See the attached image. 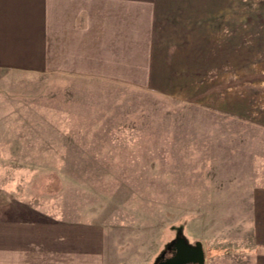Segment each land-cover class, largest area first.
<instances>
[{
  "label": "rangeland",
  "instance_id": "1",
  "mask_svg": "<svg viewBox=\"0 0 264 264\" xmlns=\"http://www.w3.org/2000/svg\"><path fill=\"white\" fill-rule=\"evenodd\" d=\"M0 122L2 141L45 153L0 156V215L100 227L105 264H159L176 240L200 241L205 264H253L264 126L116 81L8 69Z\"/></svg>",
  "mask_w": 264,
  "mask_h": 264
},
{
  "label": "crops",
  "instance_id": "2",
  "mask_svg": "<svg viewBox=\"0 0 264 264\" xmlns=\"http://www.w3.org/2000/svg\"><path fill=\"white\" fill-rule=\"evenodd\" d=\"M257 54L261 73L264 0H0V69L116 81L264 126ZM25 140L0 137V156L45 154ZM250 194L264 264V184ZM1 212L0 264H105L100 227Z\"/></svg>",
  "mask_w": 264,
  "mask_h": 264
},
{
  "label": "water",
  "instance_id": "3",
  "mask_svg": "<svg viewBox=\"0 0 264 264\" xmlns=\"http://www.w3.org/2000/svg\"><path fill=\"white\" fill-rule=\"evenodd\" d=\"M204 262V250L200 241H196L194 245H188L182 240H176L173 253L161 260L159 264H204Z\"/></svg>",
  "mask_w": 264,
  "mask_h": 264
}]
</instances>
